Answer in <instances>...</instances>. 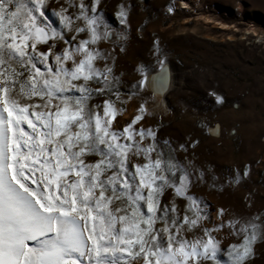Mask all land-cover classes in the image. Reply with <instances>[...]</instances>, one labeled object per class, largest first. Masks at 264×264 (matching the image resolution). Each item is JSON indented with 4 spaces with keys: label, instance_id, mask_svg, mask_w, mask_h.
<instances>
[{
    "label": "snow or ice",
    "instance_id": "snow-or-ice-1",
    "mask_svg": "<svg viewBox=\"0 0 264 264\" xmlns=\"http://www.w3.org/2000/svg\"><path fill=\"white\" fill-rule=\"evenodd\" d=\"M98 3L81 0L69 15L45 0H0V264H244L264 221L230 220L243 239L220 259L214 230L201 226L204 201L189 192L204 172L143 125L154 114L147 89L162 83L139 70L122 95L113 53L97 49L110 31ZM125 96L137 108L117 127ZM166 189L186 201L183 214Z\"/></svg>",
    "mask_w": 264,
    "mask_h": 264
},
{
    "label": "rangeland",
    "instance_id": "rangeland-1",
    "mask_svg": "<svg viewBox=\"0 0 264 264\" xmlns=\"http://www.w3.org/2000/svg\"><path fill=\"white\" fill-rule=\"evenodd\" d=\"M80 2L45 0L48 9L64 8L69 15ZM98 7L110 31L97 42V49L113 53L122 95L140 78L139 70L148 77L161 67L153 56L157 49L163 65L169 66L172 87L150 104L154 114L145 116L143 125L176 147L178 160L204 172L189 192L204 201L201 207L207 211L202 213L201 226L214 230L220 259L227 260L225 250L243 239L235 234L239 225L234 228L229 221L253 217L264 221V0H99ZM195 7V12L185 13ZM51 10L49 23L59 30ZM120 11L123 17L116 15ZM55 47L59 50L64 44L57 40ZM103 63L99 61L98 66ZM147 92L150 100L153 94ZM100 99L93 97L89 103ZM30 103L40 105L41 101ZM117 107L121 111L114 124L118 120L116 126L122 127L134 115L137 102L125 96V103L117 101ZM180 144L185 145L183 150L177 147ZM162 198L174 200L183 214V198L174 197L171 189ZM219 209L224 210L222 217L217 215ZM221 222L223 227H216ZM252 249L244 264H264L260 231Z\"/></svg>",
    "mask_w": 264,
    "mask_h": 264
},
{
    "label": "water",
    "instance_id": "water-1",
    "mask_svg": "<svg viewBox=\"0 0 264 264\" xmlns=\"http://www.w3.org/2000/svg\"><path fill=\"white\" fill-rule=\"evenodd\" d=\"M161 76H163V81H161ZM172 73L168 65H163V68H158L149 74V83H162V86L150 87L149 90L152 92L153 96L158 98H163L165 94L170 90V84L172 83Z\"/></svg>",
    "mask_w": 264,
    "mask_h": 264
},
{
    "label": "bare ground",
    "instance_id": "bare-ground-1",
    "mask_svg": "<svg viewBox=\"0 0 264 264\" xmlns=\"http://www.w3.org/2000/svg\"><path fill=\"white\" fill-rule=\"evenodd\" d=\"M197 9H198V8L195 7V8H193V9H191V10H185V13H186V14H191L192 12H195ZM179 74H180V77H181L179 80H181V79H182V76H183L184 73H183V71L180 70V73H179ZM178 83L180 84V81H179ZM171 87H172V84H170V88H171ZM149 101H150V104H152L153 102L156 101V97L153 96ZM158 111H159V110L156 108V109H155V113H157ZM153 112H154V111H153Z\"/></svg>",
    "mask_w": 264,
    "mask_h": 264
}]
</instances>
